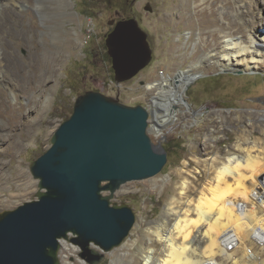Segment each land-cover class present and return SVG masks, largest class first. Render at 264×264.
<instances>
[{"label": "rangeland", "instance_id": "374dc122", "mask_svg": "<svg viewBox=\"0 0 264 264\" xmlns=\"http://www.w3.org/2000/svg\"><path fill=\"white\" fill-rule=\"evenodd\" d=\"M194 1L135 0L131 3L129 0H67L68 15L75 20L76 35L73 36L77 42L74 41L68 50L73 52L72 56L66 54L62 58L58 77L46 84L49 101L46 106L41 102L36 115L39 123L32 125L31 135L29 140L24 141L22 150L13 155L5 145L6 149L0 151V160H4L0 166V169L4 168L0 170V212L13 210L35 199L38 181L31 175V165L49 148L51 137L58 126L70 117L79 96L93 91L123 105L142 106L148 111L155 110L160 104L165 107L158 97V88H149L148 85L161 81L163 76L175 78V85H178L180 80L177 76L192 66L194 54L199 56L194 65L200 66L202 47L197 39L200 27L207 23L209 30H214L215 27L229 25L235 35L244 36L246 28L256 27L259 20L264 22V17L258 18V10L264 9V0H255L252 6L247 5L250 0H217L214 9L206 8L204 11H201V2L198 1L195 7ZM7 8L0 6V13ZM16 8L19 10L13 9L14 14L31 10L27 4ZM0 17L1 21L4 17L2 14ZM130 18L136 19L148 34L152 60L134 78L118 85L107 55L105 36L116 22ZM33 23L41 49L46 54L50 52L49 55L55 54L56 50L59 55L60 43L53 39V27L47 19L30 16L25 27ZM68 28L71 29L69 25ZM16 29L21 30L17 26ZM207 32L208 29L204 33ZM4 37L9 40L10 34L5 33ZM26 40L17 51L15 45L12 48L20 64L25 63L29 55ZM254 71L241 68L204 70L181 89L193 113L185 116L178 106L171 109L166 106V117H163V111H155L161 118L148 120V125L152 126L148 135L155 145L167 149V163L154 178L128 182L114 194L111 201L131 207L136 224L124 243L104 254L99 264H141V256L148 246L155 249L156 257H161L163 246L151 232L154 227L170 220L168 209L172 199H177L179 204L176 207L181 209L197 203L201 190L205 192L203 187L207 184V162L211 164L214 161V165L225 162L230 154L238 151L235 147L239 143L244 146L256 144L264 149V62ZM0 91L7 93L5 98L14 104L13 97L1 81ZM1 119L0 129L3 131L0 136L16 134L18 138L21 135L15 128L4 131L7 121ZM165 119L167 122L161 123ZM212 119L214 124L208 122ZM20 168H24L26 173L22 174ZM184 179L190 180V187L186 195L180 196L179 186ZM250 241L247 247L254 252L263 248L252 239ZM91 248L100 251L97 247ZM80 252L77 246L62 240L59 251L61 264H88L80 258ZM260 253L264 258V252ZM237 254L236 258H239ZM225 255L218 253L215 260L221 264H232L225 260Z\"/></svg>", "mask_w": 264, "mask_h": 264}, {"label": "bare ground", "instance_id": "6f19581e", "mask_svg": "<svg viewBox=\"0 0 264 264\" xmlns=\"http://www.w3.org/2000/svg\"><path fill=\"white\" fill-rule=\"evenodd\" d=\"M198 1L203 6L201 11L214 9L217 5V0H195V7ZM254 1L250 0L247 5L252 6ZM24 4L29 5L32 11L14 14L12 10ZM0 6H8L11 10L7 8L0 13L4 17L0 21V81L14 101V104L7 101V93L0 91V118L7 121L4 131L15 128L21 134L18 138L16 134L0 136V151L7 148L15 155L22 150L24 141L29 140L32 125L39 123L36 115L41 102L46 106L49 101L46 96L49 91L47 85L58 77L62 58L66 54H73L69 53V49L76 41L73 36L76 35V29L75 20L68 15L67 0H0ZM35 15L46 18L53 27V39L60 43L59 55L56 50L55 54L49 55L50 52L46 54L41 49L35 23L25 27L29 17L35 19ZM262 17L264 9L258 10V18ZM206 25L200 27L197 34L202 47L200 66L194 65L199 60V56L194 54L192 66L177 76L180 80L178 85H175V78L171 76H163L161 81L148 85L149 88H158V97L165 104L164 108L178 106L185 116L194 110L186 102L181 89L187 81L197 78L198 73L215 68L254 71L264 62L263 21L259 20L252 29L246 26L244 36L235 35L229 25L215 27L214 30H209ZM16 26L21 30H17ZM206 29L208 32L204 33ZM5 33L10 34L9 40L5 39ZM25 38L29 55L26 62L20 64L12 48L15 45L17 51ZM27 110L28 113L25 112ZM208 122L214 124L213 119ZM1 129L0 133L3 131ZM157 133L161 135L160 131ZM235 148L238 151L230 154L225 162L218 165H214V161L211 164L207 162V184L203 187L205 192L201 190L196 204H188V208L181 209L176 207L179 204L177 199H172L168 209L170 220L154 227L151 232L163 246L162 256L156 257L155 249L148 246L141 256V264H221L215 260L218 253L226 254L225 260L232 264H264L260 253L264 252V156H260L264 154V149L256 144L244 146L241 143ZM2 161L0 166L4 163ZM19 170L22 174L26 173L24 168ZM189 181H182L180 196L186 195ZM250 239L263 248L257 252L248 248ZM237 253L239 258H236Z\"/></svg>", "mask_w": 264, "mask_h": 264}, {"label": "water", "instance_id": "95a60500", "mask_svg": "<svg viewBox=\"0 0 264 264\" xmlns=\"http://www.w3.org/2000/svg\"><path fill=\"white\" fill-rule=\"evenodd\" d=\"M105 46L118 85L152 60L148 34L134 18L116 22ZM157 110L166 117L161 104L148 111L99 92L79 96L49 148L31 165L38 181L35 199L0 212V264H61L62 240L77 246L88 264L101 263L120 247L136 216L128 205L113 203L114 194L128 182L154 178L167 163L164 148L148 135V120L161 118Z\"/></svg>", "mask_w": 264, "mask_h": 264}, {"label": "trees", "instance_id": "16d2710c", "mask_svg": "<svg viewBox=\"0 0 264 264\" xmlns=\"http://www.w3.org/2000/svg\"><path fill=\"white\" fill-rule=\"evenodd\" d=\"M108 58H109V57H108ZM163 148H164V150H165V151H166V153H167V152H168V151H167V149H166L165 147H163Z\"/></svg>", "mask_w": 264, "mask_h": 264}, {"label": "flooded vegetation", "instance_id": "af4514ba", "mask_svg": "<svg viewBox=\"0 0 264 264\" xmlns=\"http://www.w3.org/2000/svg\"><path fill=\"white\" fill-rule=\"evenodd\" d=\"M131 3H133L135 0H129Z\"/></svg>", "mask_w": 264, "mask_h": 264}]
</instances>
